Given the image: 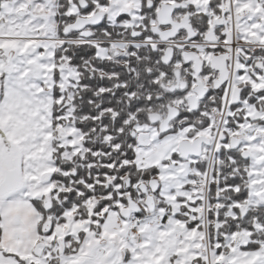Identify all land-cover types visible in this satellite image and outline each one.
I'll list each match as a JSON object with an SVG mask.
<instances>
[{
  "label": "snow or ice",
  "instance_id": "1",
  "mask_svg": "<svg viewBox=\"0 0 264 264\" xmlns=\"http://www.w3.org/2000/svg\"><path fill=\"white\" fill-rule=\"evenodd\" d=\"M0 264H264V0H0Z\"/></svg>",
  "mask_w": 264,
  "mask_h": 264
}]
</instances>
